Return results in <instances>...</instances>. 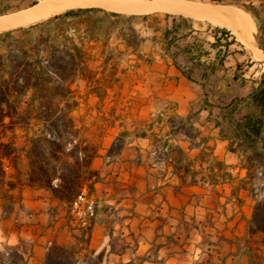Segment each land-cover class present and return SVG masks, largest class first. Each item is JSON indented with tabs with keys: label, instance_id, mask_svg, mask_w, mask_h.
I'll use <instances>...</instances> for the list:
<instances>
[{
	"label": "crops",
	"instance_id": "obj_1",
	"mask_svg": "<svg viewBox=\"0 0 264 264\" xmlns=\"http://www.w3.org/2000/svg\"><path fill=\"white\" fill-rule=\"evenodd\" d=\"M164 47L149 39L127 47L154 57L139 60L153 89L136 91L144 99L140 121L127 127L121 151L106 154L112 138L93 161L102 178L81 202L88 214L96 206L89 242L75 237V211L48 190L25 186L10 206L0 196V264H45L52 243L76 242L74 264H264V233L249 232L253 201L238 188L245 157L222 131L233 128L224 107L231 99L207 93V78H187ZM220 47L200 57L217 74L229 65H218ZM229 56L240 62L230 49Z\"/></svg>",
	"mask_w": 264,
	"mask_h": 264
},
{
	"label": "trees",
	"instance_id": "obj_2",
	"mask_svg": "<svg viewBox=\"0 0 264 264\" xmlns=\"http://www.w3.org/2000/svg\"><path fill=\"white\" fill-rule=\"evenodd\" d=\"M37 2L0 0V15ZM241 6L258 28L257 44L264 50V0L258 4L251 0ZM152 14L154 11L126 14L101 6H73L0 30V196L7 206L16 200L15 190L25 186L48 190L68 212L80 195L94 191L95 183L102 176L93 167V161L100 155L102 145L82 135L72 115L79 104L78 88L74 85L84 82L88 93L105 94L103 83L94 79L91 49L98 42L106 46L114 33L126 47H138L141 39L132 20L146 19ZM222 29L228 33L227 28ZM178 30L176 25L163 30L164 49L173 57L171 45L175 37L170 35ZM217 42L218 37L214 44ZM229 44L219 58L220 66L224 65ZM189 52L193 54L192 50ZM112 55L110 52L105 61ZM201 55L188 57L187 62L192 63L190 68L179 66L187 78L199 81L192 75L194 69L202 68L200 76L207 79L210 73H215L216 65H205ZM241 103L248 111L236 117ZM224 107L233 128L222 131L233 142L237 140L235 147H229L245 157L247 174L241 177L238 188L247 191L253 201L249 232L264 233V74L245 96L232 98ZM33 118L35 127H31ZM17 128L25 129L22 144L17 141ZM120 141L121 136L116 137L106 154L119 153L123 147ZM95 210L96 206L89 213L87 224L80 226V234L75 235L82 243L89 242ZM76 251L75 244L52 243L45 264H74ZM14 260L19 259L14 257Z\"/></svg>",
	"mask_w": 264,
	"mask_h": 264
},
{
	"label": "rangeland",
	"instance_id": "obj_3",
	"mask_svg": "<svg viewBox=\"0 0 264 264\" xmlns=\"http://www.w3.org/2000/svg\"><path fill=\"white\" fill-rule=\"evenodd\" d=\"M187 1L212 5H232L242 9L241 5L248 4L251 0ZM252 1L255 4L259 3V0ZM167 13L156 10L154 14L146 19L140 17L133 19L132 24L138 30L141 41L149 39L158 45L165 44L163 37L164 28L176 25L179 28L178 32L172 33L170 36L175 37L171 45V52L174 54L173 58L178 66L188 69L192 66V63L187 62L188 57L197 53L205 57L207 52H211L214 56L215 49L221 45L222 47L219 48V51H216L217 55L215 56V59L219 61V58L227 50V42L232 43L228 49L231 50L234 58H239L241 66L237 67V63L232 56L225 57V64L229 65L222 67L218 74H209L207 79L208 93L218 94L219 97L227 102L232 98L245 96L252 86L258 83L262 74H264V61L256 59L254 48L240 39L232 28L217 22L214 23L212 20L197 19L180 13H169L170 15L168 16L166 15ZM251 25L255 28L253 20H251ZM222 28H227L228 33L226 34ZM240 30L243 33L242 29ZM257 31L258 28L257 30L255 28L253 42L258 46L255 36ZM217 37L218 42L214 44ZM190 50L193 51V54L189 52ZM110 52H113L112 58L105 61ZM91 56L90 66L96 71L94 79H99L107 92L97 96L87 92L88 87L85 86L84 82H79L78 85L75 84L74 87L78 88L79 96L77 99L79 104L72 111V115L81 129L82 135L87 136L91 141L102 145L103 143H108L112 138L113 142L116 137L121 136L120 143L124 145L129 133H132L127 127L135 128V122L140 121L136 109L142 105L144 99L136 91L146 94L153 89L152 83H145L143 80H146L147 71H142L141 66H139L141 61L139 60L152 61L154 57L142 54L140 57L133 55L131 51L127 50L126 45L116 37L115 33L106 46L102 42H98L96 47L91 49ZM210 60L212 59L210 58ZM204 64L208 66L212 63L205 62ZM201 71L202 68L194 69L192 75L200 79ZM233 74L236 75V79L233 78ZM147 75L149 76V74ZM240 110V112L236 113V117L243 116L248 111V108L241 103ZM31 122L32 127L35 119L33 118ZM137 125L143 126L142 123ZM16 132L18 135L17 141L22 144L24 142L25 129L17 128ZM31 133L32 129L29 130V134ZM73 211L80 217L81 226L85 225L82 224L81 218L83 216L89 218V214H82L84 212L82 206L81 212L78 210ZM113 244L114 246L123 245V241L115 240ZM75 245L78 248L79 243L76 242ZM97 261L98 258H94L91 260V264H96Z\"/></svg>",
	"mask_w": 264,
	"mask_h": 264
},
{
	"label": "bare ground",
	"instance_id": "obj_4",
	"mask_svg": "<svg viewBox=\"0 0 264 264\" xmlns=\"http://www.w3.org/2000/svg\"><path fill=\"white\" fill-rule=\"evenodd\" d=\"M73 6H101L126 13L158 10L212 20L232 28L240 39L254 48L256 59L264 61V50L253 42L255 28L251 25L249 15L245 10L232 5H212L187 0H39L27 8L0 15V30L26 24Z\"/></svg>",
	"mask_w": 264,
	"mask_h": 264
},
{
	"label": "built area",
	"instance_id": "obj_5",
	"mask_svg": "<svg viewBox=\"0 0 264 264\" xmlns=\"http://www.w3.org/2000/svg\"><path fill=\"white\" fill-rule=\"evenodd\" d=\"M85 196H86L85 194H82L73 202L72 208H71L72 211L73 210H78L79 212H81L80 211L81 210V202L85 199ZM82 214L85 215L86 213L82 212ZM81 221H82V224H86L88 222V218L83 216L81 218Z\"/></svg>",
	"mask_w": 264,
	"mask_h": 264
},
{
	"label": "water",
	"instance_id": "obj_6",
	"mask_svg": "<svg viewBox=\"0 0 264 264\" xmlns=\"http://www.w3.org/2000/svg\"><path fill=\"white\" fill-rule=\"evenodd\" d=\"M32 6V5H31ZM25 8H27V7H25ZM22 9H24V8H22ZM19 10H21V9H19ZM19 10H16V11H19ZM13 12H15V11H13Z\"/></svg>",
	"mask_w": 264,
	"mask_h": 264
}]
</instances>
